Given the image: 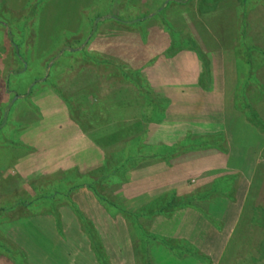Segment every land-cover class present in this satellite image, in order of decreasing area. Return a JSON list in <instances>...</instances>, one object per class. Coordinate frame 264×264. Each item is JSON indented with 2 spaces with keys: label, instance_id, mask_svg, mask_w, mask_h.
<instances>
[{
  "label": "rangeland",
  "instance_id": "obj_1",
  "mask_svg": "<svg viewBox=\"0 0 264 264\" xmlns=\"http://www.w3.org/2000/svg\"><path fill=\"white\" fill-rule=\"evenodd\" d=\"M183 1H191L186 4L191 11L182 0H0V264H100L91 237L83 232L85 224L100 239L108 264H177L171 251L178 257L189 253L184 242L168 239L177 235L175 225H181L172 218L176 210L154 213L166 210L168 194L196 198L206 221L200 231L207 233L210 226L224 228L222 216L215 219L207 207L216 203L215 214L232 221L237 211L227 204L237 203L238 188L243 193L241 220L217 263L237 264L248 253L255 262H264V156L248 183L212 174L203 183L189 179L184 191L156 194L151 186L174 160L216 150L184 153L181 147L190 145L182 136L188 130L194 148L204 144L205 139H197L201 136H223L220 129L205 132L203 124L190 118L177 129L171 125L178 124H169V106L185 95L193 99L188 105L183 98L190 116L209 109L216 127L222 124L216 108L221 103L214 92L203 90L202 59L187 39L198 42L207 58L215 89L217 83L226 84V61L232 112L264 127V7L250 0L247 23L241 27L242 0H206L204 7L214 3L217 11L203 12V19L198 0ZM121 85L125 90L119 93ZM146 91L170 101L160 100L167 106L165 115L150 108L140 93ZM109 127L104 135L88 134ZM110 136L120 143L116 153L103 152V141ZM220 147L228 152L226 139ZM130 149L138 166L132 163L124 182L110 183ZM171 150L175 156L169 161L159 159ZM224 177L231 179L221 183ZM92 180L93 191L86 186ZM102 195L123 205L131 219L122 212L112 216ZM157 216L167 219L156 223L158 233L166 235L162 239L152 236ZM252 226L258 230L251 231ZM212 239L205 234L201 242L209 248L215 244ZM191 247L196 253L183 264H212ZM199 255L202 259L195 258Z\"/></svg>",
  "mask_w": 264,
  "mask_h": 264
},
{
  "label": "crops",
  "instance_id": "obj_2",
  "mask_svg": "<svg viewBox=\"0 0 264 264\" xmlns=\"http://www.w3.org/2000/svg\"><path fill=\"white\" fill-rule=\"evenodd\" d=\"M227 65L228 64L226 63V61H224V70L227 74L224 75L223 83L226 82L227 85L225 84V86H223L222 82L217 83V88H214L212 91L214 92L213 96L214 99H216V102L218 100L221 103V105L216 108L217 114H219V111L222 113V124L220 123V121L218 122V127H216V119L212 120V117L214 115L212 114V116L210 117V113H208L210 111L209 109H207L204 114L201 113L197 116H190L186 111L185 104L183 102V98L185 97L184 101L188 105H192V96H190L189 99L186 100V97H188V95H185L184 97H177V93H175L174 99L177 97V100L175 102L171 101L172 104L169 106L168 111V117L170 119L169 124L173 122L178 124L176 125L177 127L171 125L172 129H177L180 127V124L189 122L188 118H190L193 122H200L201 124H203V126L205 127V132L207 133H215L218 129H220L219 132L223 133L228 143L227 154L225 155L218 150H209L202 151L199 154L195 152L189 153L186 154V156H184L183 158L181 157L177 160H174L171 167L168 168L166 172L159 173L158 176H154V181L153 183H151V186L153 187V190L156 194L161 192V194H163L176 189V191H184V188L187 186V182L189 181V179L194 178L195 180H199V183H203L207 181L212 174H216L217 177L233 176V178L235 179L236 177H238L237 179H239L240 177L241 179H243V181H246V183H248L247 181L253 178V175L260 163V159L262 156H264V127L260 128L258 124L254 122V120L245 117L244 113L240 111L238 113L232 112L234 110V98L232 97L233 91L230 90V82L228 80H225L226 76L229 74ZM233 80L234 81H232V86L236 88V77H234ZM228 87L230 90V99H228L227 96ZM220 124L222 125V127ZM209 125H211V127ZM192 155L199 156L200 158L192 161ZM182 161H185V163H182ZM242 196L243 193L240 191V188H238V197L236 198L237 203L228 202L227 204L228 209H236V211L238 212V215L237 212L235 213L232 221L228 219L226 222L223 219V213L218 215L215 214L218 211L217 209L213 210L212 208H216V203L211 207H207V209L210 208L208 209L209 212H214L213 216L215 219H218L219 215L222 216V220L219 221L223 222L224 228L221 230H217L216 227L210 226V231H208L207 233H204V228H202L200 231V223L204 226L203 223H206V221L204 220L201 211L197 209L198 205H196V203H193L186 208L176 211L172 218L178 219L181 225H175L177 235L168 239H172L175 243L177 241L179 242V244H183L182 242H184L186 247L188 246V244H190V246L192 245L197 250H200V253L207 256L212 264H218V260L224 257V254L226 253V251H228L230 239H232L231 237H233L234 235V230H236L240 223L241 214L243 211L240 206ZM220 204H222V202ZM224 213L228 216L227 212ZM231 214L229 215V217L231 216ZM171 216L172 215H170L169 217ZM164 218L165 217L163 216H157L154 218V221L152 223H154L153 225L155 227V230L152 233V236L159 239H162V236L164 238L166 237L163 232L158 233L159 231H157V228H159L157 224H159L161 221L167 220ZM196 221L197 226H194V223ZM205 234L212 236L213 239L214 237L216 238L214 240L215 244L213 246L210 245L209 248H205L206 244L201 242ZM243 237H245V235ZM213 239L211 242H213ZM159 249L162 248L159 247ZM172 252L173 251L170 252V258L177 264H183L184 258H190L188 255L181 257L174 256ZM160 260L162 261V259ZM197 262L198 263L196 264H204L199 262L198 260Z\"/></svg>",
  "mask_w": 264,
  "mask_h": 264
},
{
  "label": "trees",
  "instance_id": "obj_3",
  "mask_svg": "<svg viewBox=\"0 0 264 264\" xmlns=\"http://www.w3.org/2000/svg\"><path fill=\"white\" fill-rule=\"evenodd\" d=\"M249 1L250 0H242L241 5H240V10H239L240 11V16H239V19L241 21V27H244V24L247 23L245 20L248 19V13L250 12ZM257 1L259 2V5L262 6L261 8H263L264 7V0H257ZM182 2H184V3H182L184 5V7H186V8L189 9V7L186 4L191 3V1H183L182 0ZM205 3H206V0H198L199 13H200L199 18L200 19L202 18V13L203 12H205V14H207V13L208 14H211V13L217 11V10H215V6H213L214 3L212 5H208L207 7H204L205 5H203V4H205ZM209 7H210V9L207 10ZM161 13L163 14L162 11L160 13L157 12L156 13V16L157 15H160L161 16L162 15ZM244 18H246V19H244ZM168 29H169V31H171L170 28H168ZM187 42H190L191 45H192L191 51L194 52V53H196V54H198L200 56V58L202 59V63H203L202 64V71L203 72H201V80H202L201 82L203 84L202 85L203 90H205L206 92H212L213 89H214L213 88V86H214V83L213 82H215V80L212 77V72L213 71H212L211 67H207V64H206L207 63V58L204 57V54L203 53H201L202 50L199 47L198 42H195L194 40H189V39H187ZM187 44L189 45V43H187ZM121 86L117 88V90L119 91V93H121L120 90H125V86H122V87ZM140 93L143 94L142 95L143 97L147 98L149 104L151 105L150 108L152 110H153V107H154V109L155 108L157 110L159 109V113L160 114H162V115H165L166 114V111H164V109L167 110V106H164L163 103L162 104L160 103V100L165 101L166 99H161V97L158 96V95L157 96L156 95L152 96L153 94L150 91L149 92L148 91H146V92H140ZM99 102H100V100H99ZM165 103L169 104L170 101L169 100H166ZM93 110H94V107L92 108V112H93ZM161 110H163V111H161ZM110 128L111 127L107 128V129L98 128V130L92 131V132H90L88 134L90 135V138H95L97 136H100V135H104L106 133H109L112 130ZM188 132H189L188 135L182 136V138H185V142L184 143L187 144V145H190L189 147L188 146H182L181 147L182 150H185L184 153L193 152L195 150H200L201 151V150H204L206 148H210V149H212V148L214 149L215 148L216 150L218 149V150H220L222 152L227 153L226 150L223 149V147H220L221 144H224L225 143V137H224V135L222 136V139L220 138L221 135H219V136L214 135V136H209V137L208 136H201V137H199L197 139H199V140L205 139V141L203 142L204 144L203 145L200 144L198 147L194 148V147H191V145L193 144V142L195 141V139H193V135L191 133L192 131L188 130ZM220 140H222V141H220ZM103 142H104V145H103V150H104L103 152L104 153H116L115 150H114V148L117 147L120 144L118 142V139L116 137H111L110 139H108V141H103ZM212 142H214V144H212ZM175 150H176V148H175ZM111 155H113V154H111ZM122 155H123V153L121 154V156ZM167 155L168 156H164V157H161V158L159 157V159L167 162V161H169L173 157V155L175 156L173 150L168 151V154ZM125 160L126 161H124L123 163H120V167L121 168L116 169V171H114L112 173V175L108 178L110 183L116 184V183H119V182H124V180H125L124 179L125 172L130 168L131 165H133L132 164L133 162L135 164L137 162V157H136V155H134L133 149H130L128 151V154H127V157H126ZM136 166H138V165L136 164ZM87 177L88 176L80 177V179L87 178ZM228 178L231 179V177H224V178H221L220 179V182L221 183H223V182L224 183H227ZM94 185H95V180H92V183H90L89 185H86V186H87V188L89 190H92L93 191ZM108 186L110 187V185H108ZM71 190H73V189H71ZM107 190L109 191V188ZM222 194H223V192H222ZM168 195H170L171 198L169 200H167V203L165 204L166 205V210L159 211V212H154V213H156L158 215H162L164 212L167 213V212H171V211H175V210L177 211V209L180 210V209L186 208L187 206H190L191 204H193L195 202V199H196V198L193 199L194 197H191V198L190 197L177 198L176 197L177 193H175V192H171ZM103 198H105V201H104ZM103 198L101 197V201H102V203L104 202V204H106V205L109 206V212L111 213L112 216L113 215L115 216L116 214H122V213H124V215H126L124 217H126L127 220L131 219L130 218L131 217L130 213L125 209V207L123 205H120L118 203L116 204L115 202H117V201H115V200L110 201V199L107 198L106 196H103ZM75 213L78 216V218H80L82 220V222H84V224H85L86 220H85L84 216L79 211H77V209H76ZM169 215H165V217L169 218ZM248 230H249V228H248ZM250 230L256 232L258 229H257V227L252 226ZM84 231L86 232V234H88L89 237H91L92 248H93L94 252L97 253V255H98L97 256L94 253L95 256H96L97 261L100 264H108L106 262V259H105V253H104L105 250L103 248V245H102L100 239L97 238L96 234H94V230L92 228H90L88 224H85L84 225L83 232ZM246 235H245V238H246ZM186 248H187V252L189 253L188 256H191L192 257L196 253V251H194L193 248L190 245H188ZM195 258L202 259L201 255H199L198 257H195ZM255 258H256L255 255H253L252 253H248L245 256H243L240 260H238L237 264H264V262H260V263L259 262H255Z\"/></svg>",
  "mask_w": 264,
  "mask_h": 264
}]
</instances>
